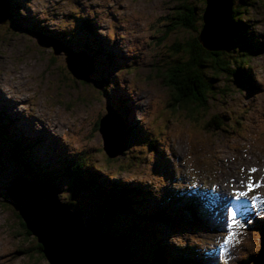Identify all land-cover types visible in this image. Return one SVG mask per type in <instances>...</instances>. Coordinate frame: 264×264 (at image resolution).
Instances as JSON below:
<instances>
[{
    "label": "rangeland",
    "instance_id": "obj_1",
    "mask_svg": "<svg viewBox=\"0 0 264 264\" xmlns=\"http://www.w3.org/2000/svg\"><path fill=\"white\" fill-rule=\"evenodd\" d=\"M11 4L12 19L0 24V115L9 118L8 134L28 140L21 143L24 153L31 152L30 160L40 169L60 170L83 154L87 169L94 166L103 178L143 188L147 199L140 209L150 205L161 213L138 222V227L152 229L155 239L173 251L182 252L185 246L200 249V260L206 264L250 260L264 242V0H234L233 11L243 12L248 23L249 38L244 42L250 49L230 42L222 55L226 61L249 59L246 69L253 84L217 75L218 94H210L208 108L199 110L176 103L167 70L177 59L187 58L184 40L196 35L170 27L184 5L203 8L202 0H11ZM83 18L95 31L87 38L103 53L98 60L91 57L97 70L88 81L69 72L63 52L55 54L45 46L56 33L65 40L62 46L82 49ZM106 50L113 52V65ZM208 74L216 77L211 70ZM119 98L131 134L127 146L109 158L96 126L107 113L106 106H114ZM150 138L157 142L159 155L142 143ZM10 154L8 148L0 150V264H48L41 252L30 250L36 239L25 233L6 194L11 179L22 174L20 162ZM60 181L66 179L56 180L66 200L65 183ZM250 181L259 186L249 190ZM234 190L248 195L237 199ZM195 191L204 201L205 215L211 217L203 226L186 222L183 205L178 206V198L196 195ZM73 199L71 205L82 209L84 217L96 214L85 192ZM165 200L174 208L168 209ZM226 207L236 213L231 229L225 228ZM123 215L135 224V215ZM126 223L120 217L114 226L123 228ZM229 232L225 243L222 237ZM155 239L148 232L140 238V248L134 244L140 259L151 262Z\"/></svg>",
    "mask_w": 264,
    "mask_h": 264
},
{
    "label": "trees",
    "instance_id": "obj_2",
    "mask_svg": "<svg viewBox=\"0 0 264 264\" xmlns=\"http://www.w3.org/2000/svg\"><path fill=\"white\" fill-rule=\"evenodd\" d=\"M202 1L204 2L203 8H199L194 5H184V10H182L177 21H175L170 27V29L173 30L177 28H184L191 30L193 33L196 32V35L191 38L188 37L184 40L186 41L183 44V46L186 45L184 53L187 58L184 60L177 59L174 62V66H171L167 70L169 71L168 77H170V79L167 78V84L172 88L173 99L176 103L180 102L181 106L189 107L190 110H192L193 107H196L198 110L208 108V96L210 94L216 95L219 92V89L215 85V79L220 77L217 75L224 74L226 78L234 77V79L238 77L240 81L242 80L248 85H252L254 82V78L252 76H248L251 75L248 74L246 69V66H249V59H245V61V56H239L238 58H233V60L226 61L225 58L222 57L224 54L223 50L209 51L199 41L198 36L203 25L202 14L206 6V0ZM13 12L14 9H11V18L9 20L12 19V14L14 15ZM242 14L243 12H240L237 8L234 9L232 16V35L231 38L228 39L225 48L230 42H234L235 45H244L243 47L246 48V50L250 49L244 42V39L249 38V36H246L248 33L246 28L248 23L245 22ZM86 21L87 19H84V22ZM44 29L45 28L40 26L39 30L46 33L47 31ZM84 29V40L82 39L83 44H81L82 50L87 52L90 57L98 60L99 56H103L101 47L97 44L92 45L91 38H87L88 34L90 36L95 35V31H93L91 24H87ZM241 33H243L242 36L240 35ZM237 34L238 36L235 37ZM50 36L58 40L65 41L62 35L59 36V34L55 33ZM179 44V42L176 43L173 48L178 47ZM238 45L237 48H239ZM108 50H106L105 53L106 59L110 65H113V63H110L113 52L110 53ZM114 56H117L115 55V48ZM94 70L97 69L94 68ZM210 70L212 73L216 74V77L215 75L210 76L208 74ZM214 92L216 94H214ZM121 99L122 98H119L117 100L114 108L118 111L120 116L124 118L125 114L123 108L125 106H123L124 102L121 101ZM0 118L2 119L0 120V150L8 148L11 153L10 156L14 160H18L20 162L22 170L21 173L29 180L50 182L61 189V186L57 184L56 180L59 178L66 179V181L60 182L65 183L63 185L67 191L66 200L70 203V205L73 201H75L73 198L77 196L78 193L85 192L90 200L88 202H91L95 207L94 212L102 220L101 228L110 236V238L112 237L113 240L125 250L128 255L129 264H206L204 261L200 260L201 253L198 249L194 248V250L189 246H185L182 252L173 251L171 248L162 243V241L155 239V235H152V229L145 230L142 228L141 230L140 227H138V222L146 221L149 217H157L161 213V210L157 208L152 211L149 207L150 205H147V207L145 205L144 208L140 209V205H143L144 201L147 199L146 192L141 186H128L125 183H117L115 180L110 178H103L102 173L99 172V168H97L98 171H93L94 166L89 169L84 166V163H89H87L83 154H81L80 157H77L73 162L66 163L60 170L50 169L49 166H47L48 169H40L41 165H39L36 161L33 162L30 160L32 158L31 152L28 151L27 153H24L23 151V144L21 141H24L23 143L26 144L28 140H20L18 137H14L12 133L8 134V131H10L9 118L3 119L2 115H0ZM123 121L126 125L129 136V134H131V127L127 119L124 118ZM98 122L96 127H98ZM10 138L12 139L10 140ZM128 140L129 138H127L123 149L127 146ZM142 143H146L148 148L152 149L156 152V154L159 155L162 153L158 150L159 147L157 142H154L151 138L142 140ZM30 144L32 143L30 142ZM42 167L44 168V166ZM150 193H152L151 190L149 191V194ZM149 198L152 199L153 196L148 195V199ZM177 201L178 206L183 205V212L181 211V213L184 214L183 219L186 222H190L195 226H203L209 219H211L210 215H205L206 209L201 206V202L204 203V201L199 199L198 192L196 195L188 196L187 198H178ZM164 202L165 205L169 207L168 209H172L175 206L166 200ZM151 211L152 215L150 214ZM126 213L136 216V222L134 225H131V223L127 220V217L123 215ZM120 217L121 220L127 222L123 228L120 226H114ZM20 223L24 227L23 222L20 221ZM148 232H150L152 239H155V244L152 245L151 250V262L149 261L150 259L148 261H144L143 257L140 259L136 255L135 251L140 238H145ZM25 233L31 235L26 229ZM262 234L264 236V227L262 228ZM139 235L141 237H138ZM136 243L137 246L134 248L133 246ZM138 248L140 247L138 246ZM30 250L34 253L41 252L42 256H44L42 253V246L37 242V240L34 242ZM175 254H178V256H175ZM132 258L135 263H132ZM244 264H264V242L258 246L257 253L254 254L250 260L248 259L245 261Z\"/></svg>",
    "mask_w": 264,
    "mask_h": 264
},
{
    "label": "water",
    "instance_id": "obj_3",
    "mask_svg": "<svg viewBox=\"0 0 264 264\" xmlns=\"http://www.w3.org/2000/svg\"><path fill=\"white\" fill-rule=\"evenodd\" d=\"M233 6L234 0H206L198 38L207 50L222 51L225 47L232 34ZM11 9L10 0H0V24L11 18ZM41 38L39 42L43 44ZM48 41L46 47H52L55 54L66 55L69 72L78 80L88 81L94 62L87 52L73 51L53 37ZM106 111L98 122V130L104 152L113 158L124 147L128 133L114 106L107 105ZM61 192L50 182L29 180L23 174L11 179L6 188L25 229L42 246L48 264H129L125 250L101 228V218L97 214L84 217L85 212L63 200Z\"/></svg>",
    "mask_w": 264,
    "mask_h": 264
},
{
    "label": "snow or ice",
    "instance_id": "obj_4",
    "mask_svg": "<svg viewBox=\"0 0 264 264\" xmlns=\"http://www.w3.org/2000/svg\"><path fill=\"white\" fill-rule=\"evenodd\" d=\"M251 171L254 172L256 170L255 169H251ZM258 186H259L258 184L253 183L251 181L247 185L249 190H251L254 187H258ZM213 187H215V186H213ZM235 195H236V198L238 199L239 197L247 196L248 193L245 192V191H235ZM235 217H236V213L234 212V210L232 208L226 207V209H225V228L226 229H231L237 223ZM231 235H232V233L229 232L227 236L222 237V240L225 243H227L229 241V239L231 238Z\"/></svg>",
    "mask_w": 264,
    "mask_h": 264
},
{
    "label": "bare ground",
    "instance_id": "obj_5",
    "mask_svg": "<svg viewBox=\"0 0 264 264\" xmlns=\"http://www.w3.org/2000/svg\"><path fill=\"white\" fill-rule=\"evenodd\" d=\"M84 19H85V18L81 19V22H80V23H81V27L86 28V25H87V24H90V21H88V19H87V21L84 22ZM85 24H86V25H85ZM214 44H215V43L212 42V45H214ZM223 184H224V183H223ZM225 186H227V185H225ZM205 187H206V186H205ZM260 187H261V186H260ZM201 188H202V187H201ZM204 191H205V190H204ZM225 193H227V191H226ZM7 196H8V195H7ZM260 196H261V195H260ZM8 197H9V196H8ZM200 198H201V197H200ZM261 201H262V200H261ZM260 203H261V202H260ZM261 206H262V205H261ZM260 208H261V207H260ZM215 213H216V212H215ZM203 214H204V213H203ZM209 218H210V217H209ZM149 220H150V219H149ZM217 221H218V220H217ZM261 233H262V232H261ZM112 240H113V239H112ZM186 250H187V249H186ZM182 254H183V253H182ZM182 254H181V255H182ZM213 254H214V253H213ZM213 254H212V255H213ZM181 257H182V256H181ZM212 258H213V257H212ZM179 260H180V258H179ZM199 262H200V261H199Z\"/></svg>",
    "mask_w": 264,
    "mask_h": 264
},
{
    "label": "clouds",
    "instance_id": "obj_6",
    "mask_svg": "<svg viewBox=\"0 0 264 264\" xmlns=\"http://www.w3.org/2000/svg\"><path fill=\"white\" fill-rule=\"evenodd\" d=\"M232 16H233V13H232ZM202 28V27H201ZM232 30H233V22H232ZM200 33V32H199ZM232 35V34H231ZM229 38H231V36L229 37ZM225 48V47H224ZM224 48H223V50H224Z\"/></svg>",
    "mask_w": 264,
    "mask_h": 264
}]
</instances>
